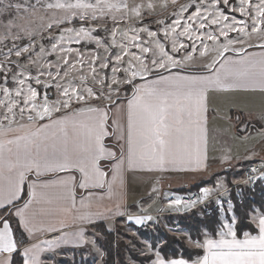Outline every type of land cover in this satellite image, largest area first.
<instances>
[{
    "label": "snow or ice",
    "instance_id": "snow-or-ice-1",
    "mask_svg": "<svg viewBox=\"0 0 264 264\" xmlns=\"http://www.w3.org/2000/svg\"><path fill=\"white\" fill-rule=\"evenodd\" d=\"M241 92L261 95L264 122V0H0V264L80 249L91 264H264V123L253 137L225 117L259 140L245 153L258 167L212 155L209 98ZM217 162L232 179L189 197L157 186ZM132 176L150 179L158 214L199 217L195 235L169 229L187 257L167 237L112 240L117 216L159 223L128 204Z\"/></svg>",
    "mask_w": 264,
    "mask_h": 264
},
{
    "label": "crops",
    "instance_id": "crops-1",
    "mask_svg": "<svg viewBox=\"0 0 264 264\" xmlns=\"http://www.w3.org/2000/svg\"><path fill=\"white\" fill-rule=\"evenodd\" d=\"M261 101H262V97L259 93L241 92V93L230 94L228 96L222 94H214L209 98V108L211 110V108L213 107H218L222 111L223 110L224 111L234 110L233 112L238 111L239 115L242 114V115L259 116V112L261 110ZM241 109H242V113H241ZM226 124L227 122L224 121L223 119L211 121L209 127L211 129L212 136L214 137L218 133L223 132L225 129L224 126H226ZM213 130L215 131L214 133ZM222 140H224L225 142L228 141V136L223 135ZM256 150L257 152H259L260 148L256 147ZM245 153H246V149L245 150L237 149L235 154L233 153V155H235L238 158L237 160L233 161L234 171L237 175H241V170H242L240 168L241 164H245L246 161H250V159L246 158ZM220 154L221 152H219L218 149H214L212 153L213 157H218ZM252 161L259 162L258 159ZM218 168L220 169L216 170ZM221 174L228 175V178L232 179V174L224 173L222 166L217 162L211 164V167L209 168L207 174L163 173L161 174L163 176L162 183L157 186L162 188V191L165 195L171 193L174 195H183L186 197L197 194L198 191L196 190L193 191V189L196 187L206 184H208L206 186H211L210 182L212 178L216 175H221ZM32 178L33 177H29V179ZM150 183L151 181L149 178H138L136 176L129 177L128 204L133 205L135 203L137 205H140L141 202H144V205H151V212L154 217L156 216L159 217L161 222L159 221L158 225L162 227L164 223L166 224L165 220H167L168 218L173 217L174 219H176V217L178 218L180 216H183V215H177L171 213L158 214L155 210L160 206V199L158 197L155 202H153L150 199L151 196ZM25 191H27V185L25 186ZM108 206L111 207L112 206L111 203H109ZM117 222H122L125 225L126 224L135 225L134 223L126 222L119 216L116 217L115 223ZM68 251L74 253L79 250H75V251L68 250Z\"/></svg>",
    "mask_w": 264,
    "mask_h": 264
},
{
    "label": "rangeland",
    "instance_id": "rangeland-1",
    "mask_svg": "<svg viewBox=\"0 0 264 264\" xmlns=\"http://www.w3.org/2000/svg\"><path fill=\"white\" fill-rule=\"evenodd\" d=\"M233 111L234 110H229V111L223 110L220 112V116L222 117V119L224 121H226V119H225L226 116H231L233 118V121H235V116L239 115L238 114L239 112L238 111L233 112ZM241 113H242V109H241ZM240 116L242 119H245L251 123L252 127L249 129V134H251L254 137L255 131L258 130L259 127H261V123H264V122L259 121V116L242 115V114ZM224 128L225 129L223 132H220L213 137L214 138V149H218L219 152H222L226 148H231V150L235 154L237 149H241V150L246 149V151H247L248 149L253 148V147L260 148L258 139L247 140V141H240V140L236 139L235 138V136H236V125L234 122L231 126V131H228V128H229L228 123L226 124V126H224ZM214 132L215 131L213 130V133ZM223 135L228 136V141L225 142L224 140H222ZM254 164L259 165V162H254V161L250 160V161H246L245 164H241V166H240V168L242 169L241 174L243 171H246L250 165H254ZM219 169L220 168H218L216 170H219ZM158 219H159V217H158ZM159 221H160V219H159ZM155 225H157V224L156 223H148L146 226L137 225V226H139V227H137L136 225H132V224H130V225L126 224L125 225L122 222H117V223H115L116 231H115V234L113 235L115 237V242L121 243V245H122L123 242L128 240L129 238H131L133 240H136V239L143 240L141 238V236L139 235V232L140 231L145 232L149 236H151L152 234H157V233H155L157 230V227ZM173 226H179V224L176 222L173 223L172 220L171 221L167 220L166 224L164 223V225H163L164 233L167 234V236L175 238L176 234L173 232H169V229L172 228ZM81 251L86 252L87 250L82 249V250L76 251L74 253L69 252V254L67 256L61 258L62 263L67 262L69 264H73V261H75V264H91V256L89 255V256H86L82 259L81 254H80Z\"/></svg>",
    "mask_w": 264,
    "mask_h": 264
},
{
    "label": "trees",
    "instance_id": "trees-1",
    "mask_svg": "<svg viewBox=\"0 0 264 264\" xmlns=\"http://www.w3.org/2000/svg\"><path fill=\"white\" fill-rule=\"evenodd\" d=\"M208 185V184H206ZM206 185H202V186H206ZM202 186H199V187H196L193 189L198 191L200 187ZM185 193V192H183ZM264 195V193H262L260 191V188H256L254 190V192L252 193V197L257 201L259 202L261 196ZM167 220H172L173 223H178L179 226L185 230H188L190 232H192L193 235L196 234V229L200 227V219L199 217H197L196 215L194 214H191V215H183L179 218H176L174 219L173 217L168 218ZM166 220V222H167ZM157 234H152L151 236L147 235L145 232H139V235L141 236V238L143 240H155V239H158L159 237H167L170 241H171V245H170V249H169V254L171 255L173 252H175L176 257L180 256V255H184L185 257H187L188 255V252L185 250V248L183 247L182 243L178 240H176L175 238L173 237H170V236H167V234L164 233V227H160L156 230ZM112 240L115 242V237L113 236L112 237ZM61 264H69L67 262H63L61 261Z\"/></svg>",
    "mask_w": 264,
    "mask_h": 264
},
{
    "label": "built area",
    "instance_id": "built-area-1",
    "mask_svg": "<svg viewBox=\"0 0 264 264\" xmlns=\"http://www.w3.org/2000/svg\"><path fill=\"white\" fill-rule=\"evenodd\" d=\"M258 166H259V165H255V164H254V165H250L249 167H258ZM249 167H248V168H249ZM190 196H192V195H190ZM186 197H189V196H186ZM155 226L158 228V225H155Z\"/></svg>",
    "mask_w": 264,
    "mask_h": 264
}]
</instances>
